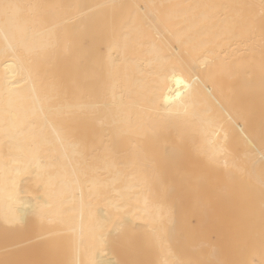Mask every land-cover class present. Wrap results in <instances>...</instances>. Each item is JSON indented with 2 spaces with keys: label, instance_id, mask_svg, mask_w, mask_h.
Wrapping results in <instances>:
<instances>
[{
  "label": "bare ground",
  "instance_id": "obj_1",
  "mask_svg": "<svg viewBox=\"0 0 264 264\" xmlns=\"http://www.w3.org/2000/svg\"><path fill=\"white\" fill-rule=\"evenodd\" d=\"M0 262L264 264V0H0Z\"/></svg>",
  "mask_w": 264,
  "mask_h": 264
},
{
  "label": "snow or ice",
  "instance_id": "obj_2",
  "mask_svg": "<svg viewBox=\"0 0 264 264\" xmlns=\"http://www.w3.org/2000/svg\"><path fill=\"white\" fill-rule=\"evenodd\" d=\"M0 264H3V262H0Z\"/></svg>",
  "mask_w": 264,
  "mask_h": 264
}]
</instances>
